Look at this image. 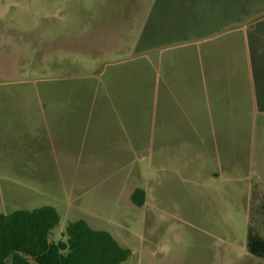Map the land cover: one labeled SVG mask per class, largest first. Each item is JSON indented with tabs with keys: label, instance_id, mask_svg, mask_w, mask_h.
I'll return each instance as SVG.
<instances>
[{
	"label": "rangeland",
	"instance_id": "rangeland-1",
	"mask_svg": "<svg viewBox=\"0 0 264 264\" xmlns=\"http://www.w3.org/2000/svg\"><path fill=\"white\" fill-rule=\"evenodd\" d=\"M42 205L121 264H264V0H0V213Z\"/></svg>",
	"mask_w": 264,
	"mask_h": 264
},
{
	"label": "trees",
	"instance_id": "trees-1",
	"mask_svg": "<svg viewBox=\"0 0 264 264\" xmlns=\"http://www.w3.org/2000/svg\"><path fill=\"white\" fill-rule=\"evenodd\" d=\"M144 55L151 58L153 75L157 73L158 77V55L153 51ZM159 60L165 63L166 57ZM165 69L161 75L172 79L169 69ZM130 198L140 206L144 191L136 188ZM58 222L59 214L51 205L0 213V264H121L127 259L129 250L108 231L94 229L82 219L68 222L61 237L51 240V231ZM246 248L255 256H264V239L251 225L246 231Z\"/></svg>",
	"mask_w": 264,
	"mask_h": 264
}]
</instances>
